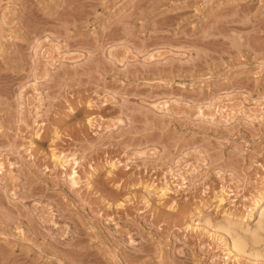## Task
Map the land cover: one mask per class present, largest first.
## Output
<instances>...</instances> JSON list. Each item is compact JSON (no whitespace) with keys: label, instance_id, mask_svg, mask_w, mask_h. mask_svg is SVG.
Instances as JSON below:
<instances>
[{"label":"rangeland","instance_id":"374dc122","mask_svg":"<svg viewBox=\"0 0 264 264\" xmlns=\"http://www.w3.org/2000/svg\"><path fill=\"white\" fill-rule=\"evenodd\" d=\"M263 189L264 0H0V264H264Z\"/></svg>","mask_w":264,"mask_h":264},{"label":"bare ground","instance_id":"6f19581e","mask_svg":"<svg viewBox=\"0 0 264 264\" xmlns=\"http://www.w3.org/2000/svg\"><path fill=\"white\" fill-rule=\"evenodd\" d=\"M89 104V103H88ZM89 106V105H88ZM88 122H89V120H88ZM56 131H54L53 133H54V137H58V134L57 133H55ZM38 133V132H37ZM52 133V132H51ZM52 133V134H53ZM38 136V134L36 135V137ZM41 136V135H40ZM53 155V154H52ZM63 158V155L61 156L60 154L59 155H53L52 156V160H53V162L56 164H58V165H61V166H63L64 165V163L67 161L66 159H62ZM2 167V166H1ZM113 167V166H112ZM160 195L162 196V195H164L165 194V192H166V187H161L160 189ZM263 193H264V189H263V192L261 193V194H259V196L256 198V200L254 201V203L252 204V207L250 208V212H248L250 215H253V213H254V210H256V208H257V206H258V204H259V202L261 201V199H262V195H263ZM220 200H221V197H220ZM258 214H262V213H258ZM258 216H260V215H258ZM226 217V216H225ZM264 217V216H263ZM224 220H223V222L222 223H219L218 222V224L217 225H214L215 227H217V229H221V231L222 232H226V233H228L229 231V233H233V231L235 230L234 228L236 227V225H234L233 223L234 222H231V221H229L230 219H226V218H223ZM204 220V222H208L207 221V219H203ZM257 221V220H256ZM257 224H258V222H257ZM240 225V224H239ZM263 225V224H262ZM238 228L240 227V226H237ZM260 227L261 226H257V225H255V227H254V229L253 230H251V231H248L249 229H246V230H244L243 229V232H240L241 230L239 229V231H238V235L236 236V234H235V236H234V238H230L231 240H230V243H228V244H230V246H229V248H230V250H232L233 252H237V253H239V252H243L244 251V247H245V243L247 242V240H246V238H248L249 240L248 241H251V242H254L255 243V241H257L260 237H259V235H260V233H261V230H262V227H261V229H260ZM237 229V228H236ZM260 229V232L258 231ZM231 230H233V231H231ZM237 231V230H236ZM248 232L247 234L245 233V232ZM239 232L241 233V234H239ZM225 233V234H226ZM228 233V234H229ZM244 233H245V235H244ZM262 235H263V232L261 233ZM259 237V238H258ZM263 237V236H262ZM259 242V241H258ZM248 243V242H247ZM263 245V244H262ZM255 247V246H254ZM263 252H264V250H263ZM251 255V254H250ZM253 256V255H252Z\"/></svg>","mask_w":264,"mask_h":264}]
</instances>
